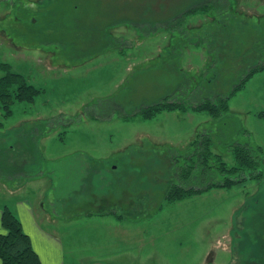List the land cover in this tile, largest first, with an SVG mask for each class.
Instances as JSON below:
<instances>
[{
	"label": "rangeland",
	"instance_id": "374dc122",
	"mask_svg": "<svg viewBox=\"0 0 264 264\" xmlns=\"http://www.w3.org/2000/svg\"><path fill=\"white\" fill-rule=\"evenodd\" d=\"M3 63L42 92L0 101V202L30 199L63 264H264V69L220 118L134 115L231 95L264 65V0H0ZM202 134L200 187L238 177L231 145L259 178L167 202Z\"/></svg>",
	"mask_w": 264,
	"mask_h": 264
},
{
	"label": "trees",
	"instance_id": "16d2710c",
	"mask_svg": "<svg viewBox=\"0 0 264 264\" xmlns=\"http://www.w3.org/2000/svg\"><path fill=\"white\" fill-rule=\"evenodd\" d=\"M1 66L6 70V74L0 79V101L7 115H11V107L15 100L34 102L42 89L30 83L23 74L12 71L7 63H3ZM263 69L264 65L250 69L234 87L232 94L221 98L218 102L206 100L188 105L184 101H174L170 99V96H165L157 103L140 108L134 115L140 113L144 119H153L166 111L193 110L196 112L207 111L214 118H220L230 111L231 96L243 88L254 74ZM193 144L196 152L192 155H190V151L185 154L183 159L188 164L181 171H177L181 181L180 184L174 182L170 185L165 195L167 202L181 200L187 196L199 194L213 188H231L234 185L244 184L247 180L259 178L260 176L259 174L251 176L258 169L259 161L253 158L250 148L239 144L231 145L237 164L228 167L225 162H222V170L237 174L238 177L235 179L225 177L223 182H211L204 187H200L202 176L210 168L209 160L212 157L220 160L221 155L212 150L213 139L209 134L199 135L193 141ZM196 160H198L197 163ZM248 172L251 175L247 176L246 173ZM1 222L4 232L0 233V259L4 264H44L34 248L30 235L24 230L20 218L8 205L3 208Z\"/></svg>",
	"mask_w": 264,
	"mask_h": 264
},
{
	"label": "crops",
	"instance_id": "0c3cea01",
	"mask_svg": "<svg viewBox=\"0 0 264 264\" xmlns=\"http://www.w3.org/2000/svg\"><path fill=\"white\" fill-rule=\"evenodd\" d=\"M57 173V170L54 171ZM18 202V203H17ZM15 204V208L6 202H0V233L4 232L2 226V208L8 205L20 218L24 230L30 235L34 248L40 255L44 264H63V254L60 250V242L54 235L45 229L44 226L37 221L38 214H35L32 201L30 199L20 198ZM14 205V204H12ZM0 264H4L0 259Z\"/></svg>",
	"mask_w": 264,
	"mask_h": 264
}]
</instances>
